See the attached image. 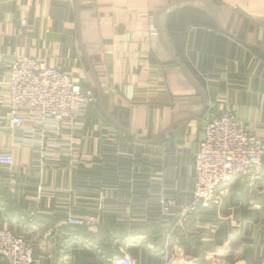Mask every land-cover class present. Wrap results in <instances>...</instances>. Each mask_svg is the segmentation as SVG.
<instances>
[{"label": "crops", "instance_id": "0c3cea01", "mask_svg": "<svg viewBox=\"0 0 264 264\" xmlns=\"http://www.w3.org/2000/svg\"><path fill=\"white\" fill-rule=\"evenodd\" d=\"M176 1L78 0L79 27L76 0H0V84L24 56L98 93L95 74L103 107L135 138L98 100L75 125L26 119L20 128L5 122L8 101L0 105V156L13 157L11 166L0 161V229L35 245L33 264H111L121 255L170 264L167 244L171 264H264V158L179 222L193 201L206 121L231 110L264 141V50L224 33L204 2L156 19ZM208 1L227 31L264 45V0ZM165 199L177 204L173 216ZM88 218L98 226L70 224Z\"/></svg>", "mask_w": 264, "mask_h": 264}, {"label": "built area", "instance_id": "2783aa9c", "mask_svg": "<svg viewBox=\"0 0 264 264\" xmlns=\"http://www.w3.org/2000/svg\"><path fill=\"white\" fill-rule=\"evenodd\" d=\"M22 26H27L26 22ZM0 105L8 107L5 122L11 128H20L26 119L45 125H75L85 110L97 103L94 89L84 88L68 74L50 67L45 61L24 56L13 59L9 71L1 80ZM264 158V141L250 132L233 111H224L205 122L204 139L196 155L193 201L182 208L181 222L187 214L207 209L220 199L222 188L237 178L246 177L260 169ZM3 165L11 166L13 157L2 154ZM165 216H173L177 204L173 199L161 203ZM183 220V221H184ZM182 221V222H183ZM70 224L94 229L93 218L71 219ZM171 244H167L169 263ZM35 245L23 236L0 229V258L5 264H33ZM111 264H134L127 255L115 256Z\"/></svg>", "mask_w": 264, "mask_h": 264}, {"label": "water", "instance_id": "95a60500", "mask_svg": "<svg viewBox=\"0 0 264 264\" xmlns=\"http://www.w3.org/2000/svg\"><path fill=\"white\" fill-rule=\"evenodd\" d=\"M187 1H199V2H204L206 3L214 17H215V20H216V23L218 25V27L224 32L226 33L227 35H229L231 38H233L234 40L244 44L245 46L251 48V49H255V50H264V45H258V44H250V43H247L245 41H242L241 39H239L237 36H235L234 34L230 33L229 31H227L223 26L222 24L220 23L219 19H218V14H217V10L215 9V6L209 2L208 0H178L166 7H164L162 10L159 11V13L156 15V19H158L159 15H161L162 13H164L165 11L169 10L170 8H173L181 3H184V2H187ZM76 9H77V19L79 21V27L81 25L80 23V20H81V13H80V6H79V3H78V0H76ZM161 32V31H160ZM162 33V32H161ZM81 37V35H80ZM165 44V48H166V51L167 53L169 54V56L172 58V60L174 62H176L178 64V66L181 68V70L183 71V73L186 75V77L188 78V80L194 85V87L198 90V92L204 97V101L207 102V98L204 96V94L202 93L200 87L197 85V83L194 81V79L192 78V76L190 75V73L188 72L187 68L185 67V65L176 57V55L173 54V52L170 50L169 46ZM83 48L85 49V46L82 44ZM90 64V63H89ZM91 67V66H90ZM92 69V67H91ZM93 71V69H92ZM94 77H95V80H96V83H97V90H98V93H97V100H98V103H99V106L100 108L102 109V111L104 112V114L113 122L115 123L120 129H122L123 131H125L126 133H128L132 138H134V136L131 135L130 131L125 128L121 123H119L118 121H116L106 110L105 108L103 107L102 105V98H103V91H102V88L100 86V83L96 77V75L94 74ZM135 139V138H134ZM143 142H146L148 143L147 141H143Z\"/></svg>", "mask_w": 264, "mask_h": 264}, {"label": "rangeland", "instance_id": "374dc122", "mask_svg": "<svg viewBox=\"0 0 264 264\" xmlns=\"http://www.w3.org/2000/svg\"><path fill=\"white\" fill-rule=\"evenodd\" d=\"M202 12H203V11H202ZM204 17H205L204 14H202V15L197 14V15H196V18H198V20H199V19H202V18H204ZM92 107H94V106H92ZM222 113H223V112H222ZM220 114H221V113H220ZM220 114H219V115H220ZM78 120H79V119H78ZM21 236H22V235H21ZM173 256H174V255H171V254H170V258H171V257L173 258ZM34 257H35V256H34ZM174 258H175V256H174ZM0 259H1V258H0ZM1 261H2V259H1ZM2 262H3V261H2ZM34 262H35V261H34ZM3 263H4V262H3ZM4 264H5V263H4Z\"/></svg>", "mask_w": 264, "mask_h": 264}]
</instances>
